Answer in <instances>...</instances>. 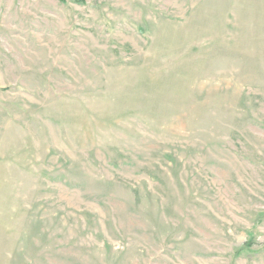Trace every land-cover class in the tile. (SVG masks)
<instances>
[{
  "label": "rangeland",
  "instance_id": "rangeland-1",
  "mask_svg": "<svg viewBox=\"0 0 264 264\" xmlns=\"http://www.w3.org/2000/svg\"><path fill=\"white\" fill-rule=\"evenodd\" d=\"M83 1L0 0V264H264V0Z\"/></svg>",
  "mask_w": 264,
  "mask_h": 264
},
{
  "label": "trees",
  "instance_id": "trees-1",
  "mask_svg": "<svg viewBox=\"0 0 264 264\" xmlns=\"http://www.w3.org/2000/svg\"><path fill=\"white\" fill-rule=\"evenodd\" d=\"M78 1H81L82 3H84V1L83 0H78ZM244 249L242 248V249H240V251H238V254H240L242 251H243Z\"/></svg>",
  "mask_w": 264,
  "mask_h": 264
}]
</instances>
